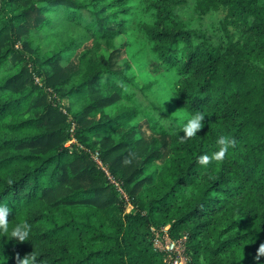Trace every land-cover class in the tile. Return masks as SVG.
<instances>
[{
    "label": "trees",
    "instance_id": "16d2710c",
    "mask_svg": "<svg viewBox=\"0 0 264 264\" xmlns=\"http://www.w3.org/2000/svg\"><path fill=\"white\" fill-rule=\"evenodd\" d=\"M185 1L0 0V202L14 209L0 261L165 264L151 229L168 226L190 264H264V0H193L225 12L218 44L174 13ZM140 9L168 105L120 63ZM196 111L204 127L181 141L179 114ZM221 135L235 147L199 165ZM25 221L28 241L12 239Z\"/></svg>",
    "mask_w": 264,
    "mask_h": 264
},
{
    "label": "rangeland",
    "instance_id": "374dc122",
    "mask_svg": "<svg viewBox=\"0 0 264 264\" xmlns=\"http://www.w3.org/2000/svg\"><path fill=\"white\" fill-rule=\"evenodd\" d=\"M171 7L187 29L202 34L211 43L218 44L222 41L223 34L220 31V22L225 17V12L222 9L200 15L194 9L193 0H186L181 5H172ZM138 21L149 23L151 18L140 9L129 22L125 34L117 41L122 50L120 63L129 68L128 74L135 77L137 85H152L153 97H150V99L161 106L168 105L174 101V84L172 81H168L161 74L160 69L153 64L148 51V44L137 29L136 24ZM38 79L36 82H39ZM151 178L154 183L156 179L155 172H152Z\"/></svg>",
    "mask_w": 264,
    "mask_h": 264
},
{
    "label": "clouds",
    "instance_id": "9594fccd",
    "mask_svg": "<svg viewBox=\"0 0 264 264\" xmlns=\"http://www.w3.org/2000/svg\"><path fill=\"white\" fill-rule=\"evenodd\" d=\"M156 115L161 117L159 113H156ZM179 115L181 118V123L178 125V129L181 141L197 136L198 130L204 127L205 114L202 112L196 111L194 113ZM172 131H176V129L174 128ZM181 132L184 133L183 136L180 135ZM215 143L217 146L215 151H212L210 154L202 153L196 157V162L199 165L206 167L213 160H223L225 155L229 152V149L235 147L236 141L232 137L221 135L216 139ZM8 184H12L11 179L8 180ZM13 210V207H11L9 203L0 202V231H8V216ZM30 231L31 227L27 221H25L23 224H18L11 231V237L12 239L15 238V240L18 242L28 241ZM257 252L258 255L256 259H259L260 255H264V243L259 246ZM7 260L0 261V264H7ZM18 264H36V257L30 252L22 259H18Z\"/></svg>",
    "mask_w": 264,
    "mask_h": 264
},
{
    "label": "built area",
    "instance_id": "2783aa9c",
    "mask_svg": "<svg viewBox=\"0 0 264 264\" xmlns=\"http://www.w3.org/2000/svg\"><path fill=\"white\" fill-rule=\"evenodd\" d=\"M71 132H73V129H71ZM72 143H74L73 139L69 140L65 146L69 148ZM91 157L102 168L98 154L93 153ZM168 228L167 226L160 230L151 229L153 250L163 254L165 264H190V257L186 252V236L172 239L169 236Z\"/></svg>",
    "mask_w": 264,
    "mask_h": 264
}]
</instances>
